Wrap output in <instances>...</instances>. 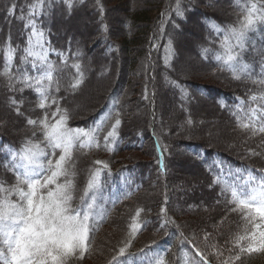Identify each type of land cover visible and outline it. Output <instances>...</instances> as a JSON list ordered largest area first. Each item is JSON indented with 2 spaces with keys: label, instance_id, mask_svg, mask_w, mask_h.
<instances>
[{
  "label": "trees",
  "instance_id": "trees-1",
  "mask_svg": "<svg viewBox=\"0 0 264 264\" xmlns=\"http://www.w3.org/2000/svg\"><path fill=\"white\" fill-rule=\"evenodd\" d=\"M113 1L116 0H72L69 9L64 0H52L48 14L38 18V22H42L41 27L46 30L51 48L55 49L49 52V59L60 69L54 74L59 79L60 90L57 92L53 88L51 97L58 100L60 107L68 110V126L88 129L105 113L111 114L104 130L98 134L100 147L74 152L77 172L74 206L79 202L89 172L101 169V206L106 213L103 219L98 218L91 233L90 250L82 259L70 258L68 264H109L119 247L129 239L131 247L126 255L137 254L134 264H150L157 256L163 257L167 264H185L186 259L188 264H221L230 256L234 258L235 253L229 251L232 248L231 240L236 233H242L245 221L241 214L232 211L233 205L228 202L227 196L222 195L221 185L213 184L214 174H218L220 168L228 167L264 169V134L253 135L251 131H242L237 127L236 116L233 115H243L237 107L239 99L245 101L242 107L246 110L250 106L249 95L264 88L247 79H233L231 72L223 70L214 59V54L220 50L223 34L217 35L210 23L214 22L222 28L235 24L240 9L235 0H179L183 15L178 16L175 12L177 0H122L132 1L133 7L126 5L128 8L116 2L112 5ZM33 2L0 0V48L9 39L17 47L14 73L20 67L32 73L30 64H20L21 50L26 45L29 30L24 28L25 22L19 17L21 10L27 15L28 6ZM13 3L16 5L15 13L10 15L6 9ZM89 9L90 15L96 17V29L82 37L73 31L72 23L79 12ZM157 10L158 14L151 17ZM121 12L123 16L117 14ZM193 23L197 25L199 36L194 30L187 31ZM115 24H121L124 28H112ZM183 36L185 43H196L194 57L199 68L204 70L194 69V74L178 69V64L182 62L179 39ZM202 47L211 49L207 58L201 55ZM57 53L67 57V65L61 64V57ZM263 58L264 25L259 27L258 32L250 33L243 56L244 61L252 65L254 77H259V62ZM73 63H79L84 73L83 83L75 91L68 88L75 75V69L71 67ZM3 64V52L0 51V70ZM113 68L116 72L114 77ZM104 69H107L106 73L98 77L97 74ZM93 79L109 80L101 100L95 108L74 114L72 99L80 96ZM162 81L166 82L162 88L165 94L160 91ZM0 82L5 97L22 101L20 114H17L14 106L7 105L14 117L23 121L22 126L11 129L18 128V131H8L6 121L5 126L0 124V180L10 185L15 182V176L4 167L10 158L5 149L11 147L18 150L26 139L41 140L39 128L28 125L27 120L40 119L45 111L50 114L55 111L56 105L52 104L50 109H40L37 107L38 96L33 89L20 91L21 85L16 84V90H10L2 76ZM168 93L174 96L179 116L192 121L183 129L175 127L167 130L164 120H160L158 104L160 98L167 97ZM113 99L118 103L113 104ZM129 103L136 105L131 107ZM206 106L228 122L233 134H237L241 140H249L244 143L245 146L242 145L244 149L236 151L231 146L211 142L192 131L195 128V110L201 112ZM140 108H143L146 118L139 123L134 111ZM130 112L133 114L129 116ZM117 113L121 120L117 137L106 148L103 137L117 118ZM248 148L258 155L251 154ZM150 149L153 150L150 156L154 159L152 162L133 158L129 160L130 163L113 167L112 158L115 156ZM99 156L107 157L103 160L108 164V169L103 168V164L95 163ZM175 162H186L197 175L200 174L202 183L199 187L212 196L213 202L199 199L198 195L191 199L188 196L183 206L174 204L173 194L181 197L188 194L175 188L186 185L185 177L190 175L189 167L186 171L182 170L186 175H175L172 168ZM79 172L82 174L79 175ZM197 200L202 202L201 207L196 205ZM138 209H142L139 217L141 228L132 238L129 236L130 225ZM219 210H225L229 215L220 217L213 214ZM248 227L251 229L252 225ZM204 235L207 237L203 240ZM141 249L145 250L146 255L140 254ZM142 257H145V262H141ZM235 264H264V252L245 254Z\"/></svg>",
  "mask_w": 264,
  "mask_h": 264
},
{
  "label": "snow or ice",
  "instance_id": "snow-or-ice-1",
  "mask_svg": "<svg viewBox=\"0 0 264 264\" xmlns=\"http://www.w3.org/2000/svg\"><path fill=\"white\" fill-rule=\"evenodd\" d=\"M64 2L71 9L72 0ZM235 3L240 9L235 24L222 28L214 22L210 23L217 35L223 34L220 50L214 54V59L223 70L231 72L233 79H247L264 88V59L261 60L259 77L253 76L252 65L243 59L250 33L258 32L259 27L264 25V0H235ZM51 5L52 0H34L28 6L27 15L21 10L19 17L25 22L24 28L29 30L26 45L21 50L20 64H30L37 75H29L24 67L13 72L18 49L10 39L0 48L4 59L0 76L7 80L9 89L16 90V84L21 85L20 91L33 89L40 109L56 105L55 111L50 114L45 111L42 118L27 120L28 125L39 128L41 140L26 139L18 150L11 147L5 149L10 158L4 167L14 174L15 182L8 185L0 180V264H68L70 258L82 259L90 250L91 233L98 218L103 219L106 213L101 206V169L89 172L79 202L74 206L77 176L74 152L100 147L98 134L104 130L111 114L105 113L91 128H72L68 126V110L60 107L58 100L51 97L53 88L57 92L60 90L59 79L54 75L60 69L49 59V52L55 49L51 48L46 30L41 27L42 22H38L39 17L48 14ZM15 8L13 3L6 10L12 15ZM175 12L178 16L183 15L179 0ZM210 51V48L202 47L201 55L207 58ZM57 55L61 57V64L67 65V57L63 53ZM71 67L75 69V75L68 88L75 91L83 83L84 73L79 63H73ZM10 103L20 114L22 101L12 98ZM115 103L118 101L113 99ZM248 103L250 106L246 110L242 107L244 100L237 106L243 115L233 113L237 127L242 131H251L253 135L264 134V90L249 95ZM116 116L103 137L106 148L117 137L121 120L119 113ZM187 122L192 123L191 119ZM249 151L258 155L251 149ZM95 163L103 164L105 169L109 167L103 161ZM257 172L259 175L250 168L228 169L225 175V170L220 168L219 173L214 174L213 184L221 185L222 195L227 196L228 202L233 205L232 211L241 214L245 221L242 233H236L231 240L229 251L235 253L234 258L230 256L221 264H235L245 254L264 252V169ZM141 211L137 210L130 225L129 236L132 238L141 228ZM248 225L252 228L249 229ZM130 247L131 239L123 242L109 264H134L137 254L126 255ZM140 254L146 255L145 250L141 249ZM150 264H167V261L157 256ZM185 264H188L187 259Z\"/></svg>",
  "mask_w": 264,
  "mask_h": 264
},
{
  "label": "rangeland",
  "instance_id": "rangeland-1",
  "mask_svg": "<svg viewBox=\"0 0 264 264\" xmlns=\"http://www.w3.org/2000/svg\"><path fill=\"white\" fill-rule=\"evenodd\" d=\"M116 2L117 5L120 4L121 7H124L126 5H130V7L132 5V1H129V2H125V1H122V0H116V1H113L112 2V5H114ZM126 8H128L126 6ZM159 10H157L156 12L152 13L150 16L151 17H154L158 14ZM220 13H221V10H220ZM91 10H85L84 12L81 11L79 12L76 17H75V20L73 21L72 23V29L73 31H75L78 35L82 36V37H85L86 34H88V32H92L96 29V26H95V18L94 16H91ZM119 14L120 16H123L122 15V12L121 13H117ZM196 24L193 23L189 29L187 31L191 32L194 30L195 34L197 36H199V31L198 29L196 28L195 26ZM194 27L196 29H194ZM112 28L114 29H123L124 26L121 25V24H115L112 26ZM185 34H188V33H185ZM184 34V35H185ZM183 38H185V36L181 37L179 39V45H180V53H181V57H182V62H180L178 64V69L179 70H183V71H191V72H194V74L196 73L194 69H197V71L199 70H202L203 68H199V66L197 65V61L195 60V57H194V49H195V44L193 45V41L192 44L191 43H185L183 41ZM264 59V58H263ZM262 60V59H261ZM261 60L259 62V65L261 66ZM143 65H146V64H143ZM200 65V64H199ZM198 66V67H197ZM253 68V67H252ZM139 69V68H137ZM177 69V70H178ZM106 70L107 69H104L102 71H100L97 76L98 77H103L102 75H104L106 73ZM204 70V69H203ZM261 70V68H260ZM113 71H114V68H113ZM29 75H37V73L33 72L32 73H28ZM116 72L114 71L112 73L113 77L115 76ZM101 82L102 84L99 86V87H95V93H97V95L99 97H102L104 91L106 90L108 84L109 83V80L108 81H104L101 80V81H97V80H92L91 82H89L88 86H86L82 93H80V96H78L76 98V100L74 102H72V105H71V108L73 110H77L78 108L82 107L83 106L79 103V98H82L83 96H85V94L87 93L90 85H92L93 83H99ZM166 82L165 81H162L161 83V89L164 88ZM93 88V87H92ZM91 88V89H92ZM161 93L165 94V91L160 90ZM86 92V93H85ZM4 90L2 88V84L0 82V112H3V115L0 114V124H2L3 126H5L6 122L9 124V129L8 131H18L17 129L15 130H11L13 129L14 127H12V124H16L17 127H18V124H23V121L21 119H18V118H15L14 115L12 114L13 112L11 111V109H7V105H11L10 104V100L4 96ZM168 97V98H167ZM167 97H161L160 98V101H159V112L160 113V120L163 122L164 120V123L166 125V129L167 130H173L175 129V127H178V128H182L183 127H186L190 124H188V119L187 118H184V117H181L179 116V111L177 109V106H176V103H174V96H172V94L168 93L167 94ZM133 99V98H132ZM240 101L241 99L238 100V105H240ZM98 103V102H97ZM134 103L130 104L131 107H135V105H133ZM210 108L211 107H204L201 109V112L204 113L202 114L201 118H197L195 116L194 118V129L192 131H195L196 133H199L201 137L203 138H208L210 139V141H217L219 144L223 145V146H231L232 148H235V150L237 151L238 149L241 150V149H244V147H242V145H246L244 143L248 142L249 140H246L245 138H243L242 140H240V143H239V140H235V139H232V138H228L227 135L229 134L230 130H231V127L230 125L228 124V122L225 121V119H223L222 117H220V119H217L215 118V116H218V115H213V114H210ZM87 109V108H86ZM212 109V108H211ZM133 113H129V116L132 115ZM134 114L136 115V119L137 121L140 122H144L145 118H146V115H144V110L143 108H140V109H135L134 111ZM206 114V115H205ZM14 117V118H13ZM206 120H205V119ZM213 118H215L216 120H213ZM12 121V124L9 123ZM6 121V122H5ZM218 123V125H215V126H211L210 127H207L205 126L206 124H211V123ZM7 124V125H8ZM205 124V125H204ZM6 125V126H7ZM15 125V126H16ZM20 127V126H19ZM243 143V144H241ZM238 144H241V145H238ZM248 147V146H247ZM253 148V147H252ZM249 149V148H248ZM250 150V149H249ZM152 152L153 150H144L143 152L140 151L139 152H131V153H123V154H120L118 156H115L114 158H112V163H113V167L114 168H117V167H121L122 165H124L123 163H127L129 162V160L135 158L137 160H140V161H144V162H152L154 159L153 157H150L152 156ZM246 152V151H245ZM261 153V152H260ZM262 154V153H261ZM99 160L98 161H102L103 158H107L106 156L104 157H100L99 156ZM104 162V160H103ZM130 163V162H129ZM181 164V162H180ZM179 163L175 162V164L172 166L173 170H174V174L178 175V176H184V174L186 175L185 172H182V170H185L183 169L181 166H180ZM182 165H185L186 167V170L187 167H189L188 163L184 162L182 163ZM190 175H187L186 180V185H179V187L175 188L178 190L179 188V191H185V192H191L190 190L191 189H194L196 187L197 184H201L202 183V177L199 175H197L195 173V169H190ZM184 173V174H183ZM82 173L79 172V175H81ZM225 175H227V172H225ZM182 187V189H180ZM199 199H205V201H208V202H213V198L212 196H210L208 193L204 192L203 190L202 191H199ZM173 201H174V204H178V205H181L183 206L184 202L188 199V196L186 195H183L182 197L181 196H177V194H173ZM201 201L200 200H197V206L198 207H201ZM205 210V208L203 209ZM212 210V209H211ZM204 212V211H203ZM217 212V213H216ZM216 212H213L214 215H219L220 217H225L229 214L226 213L225 210H219V211H216ZM221 212V213H220ZM195 232H196V229H195ZM203 237V236H202ZM205 237H207V235H204V237L202 238L203 240L205 239ZM143 262V260H142Z\"/></svg>",
  "mask_w": 264,
  "mask_h": 264
},
{
  "label": "bare ground",
  "instance_id": "bare-ground-1",
  "mask_svg": "<svg viewBox=\"0 0 264 264\" xmlns=\"http://www.w3.org/2000/svg\"><path fill=\"white\" fill-rule=\"evenodd\" d=\"M102 83L101 82H99V83H93L92 85H90V87H89V89H88V91H87V93L85 94V96H83L82 98H79V103L83 106V108L82 107H80V108H78L77 110H73L74 112V114H76V112H81V111H83V110H85L86 108L87 109H91V108H95L97 105V102H99L100 100H101V97H99L98 95H97V93H95V87H99L100 85H101ZM93 87V88H92ZM92 88V89H91ZM76 100V97H74L73 99H72V101L74 102ZM71 101V100H70ZM68 103H69V101H68ZM205 113V112H204ZM204 113H202V112H200V111H196L195 110V116L197 117V118H201V116H202V114H204ZM0 114L1 115H3V112H0ZM210 114H213V115H218V113L214 110V109H211L210 108ZM218 117V118H217ZM215 118H217V119H220V117H219V115L218 116H215ZM215 118H213V120H216ZM205 119V118H204ZM206 120V119H205ZM11 121V120H10ZM9 123H11L12 124V121L11 122H9ZM16 124H12V126L13 127H17V125L15 126ZM205 125V124H204ZM210 125L211 126H215V125H218V123H211V124H206L205 126H207V127H210ZM19 126H21V124H18V127ZM227 137L228 138H232V139H235V140H239L240 139V137L237 135V134H233L231 131L229 132V134L227 135ZM239 143H240V140H239ZM180 166L183 168V169H185L184 171H186V167H185V165H182V163L180 164ZM189 168L192 170V168H191V166L189 165ZM190 191H192V194H190L189 192H187L188 194H187V196H189V198L191 199V198H193V197H195V196H197L198 197V193H199V191H201V189H200V187H199V184H197L196 185V187L194 188V189H191ZM191 195H193V196H191Z\"/></svg>",
  "mask_w": 264,
  "mask_h": 264
}]
</instances>
